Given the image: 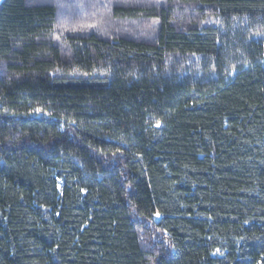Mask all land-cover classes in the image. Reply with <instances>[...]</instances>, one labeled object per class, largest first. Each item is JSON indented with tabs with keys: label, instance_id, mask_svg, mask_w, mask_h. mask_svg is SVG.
Instances as JSON below:
<instances>
[{
	"label": "trees",
	"instance_id": "trees-1",
	"mask_svg": "<svg viewBox=\"0 0 264 264\" xmlns=\"http://www.w3.org/2000/svg\"><path fill=\"white\" fill-rule=\"evenodd\" d=\"M263 56L264 0H2L0 264H264Z\"/></svg>",
	"mask_w": 264,
	"mask_h": 264
},
{
	"label": "rangeland",
	"instance_id": "rangeland-1",
	"mask_svg": "<svg viewBox=\"0 0 264 264\" xmlns=\"http://www.w3.org/2000/svg\"><path fill=\"white\" fill-rule=\"evenodd\" d=\"M1 1H2V0H0V2H1ZM263 60H264V56H263ZM160 218H161V217H160L159 215H157V216L155 217V220H156V221H159Z\"/></svg>",
	"mask_w": 264,
	"mask_h": 264
}]
</instances>
